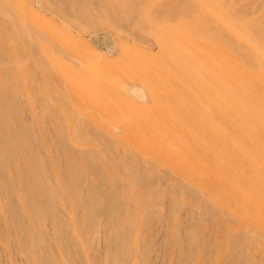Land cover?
Returning <instances> with one entry per match:
<instances>
[{
	"label": "bare ground",
	"instance_id": "bare-ground-1",
	"mask_svg": "<svg viewBox=\"0 0 264 264\" xmlns=\"http://www.w3.org/2000/svg\"><path fill=\"white\" fill-rule=\"evenodd\" d=\"M0 264H264V0H0Z\"/></svg>",
	"mask_w": 264,
	"mask_h": 264
},
{
	"label": "rangeland",
	"instance_id": "rangeland-1",
	"mask_svg": "<svg viewBox=\"0 0 264 264\" xmlns=\"http://www.w3.org/2000/svg\"><path fill=\"white\" fill-rule=\"evenodd\" d=\"M76 5H78V4H76ZM114 16L112 18V21L113 22L115 20L114 18H116ZM116 20L117 21H120L117 18H116ZM104 21L106 22V20H103L102 21L103 23L101 21L99 22V21L94 20V23H89L90 24V27L88 26L87 28H88L89 32L92 34V36H93V38H90L92 40V42L94 44H96L99 49L104 50V51H107L109 49V46H110V43H109L110 41L108 39H106V37H107L106 35H107L108 32L111 31L110 28H111V24L112 23H110V27L108 29L109 21L106 22V23ZM112 21L110 20V22H112ZM113 25L115 26V24H113ZM114 26H112V27H114ZM116 26H118V25H116ZM124 28L126 30H131L128 25H125ZM117 204L120 206V203L119 202Z\"/></svg>",
	"mask_w": 264,
	"mask_h": 264
}]
</instances>
